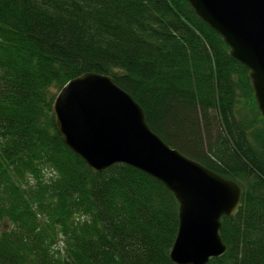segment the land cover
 <instances>
[{
	"label": "trees",
	"instance_id": "16d2710c",
	"mask_svg": "<svg viewBox=\"0 0 264 264\" xmlns=\"http://www.w3.org/2000/svg\"><path fill=\"white\" fill-rule=\"evenodd\" d=\"M85 72L243 187L206 264H264V118L248 68L186 0H0V264H175L173 193L126 163L94 173L55 128L57 92Z\"/></svg>",
	"mask_w": 264,
	"mask_h": 264
},
{
	"label": "water",
	"instance_id": "95a60500",
	"mask_svg": "<svg viewBox=\"0 0 264 264\" xmlns=\"http://www.w3.org/2000/svg\"><path fill=\"white\" fill-rule=\"evenodd\" d=\"M186 1L248 68L264 118V0ZM52 113L64 144L94 173L126 163L173 193L179 219L169 252L173 263L206 264L226 252L220 219L236 214L243 187L165 142L150 128L141 105L112 76L85 72L68 80L54 98Z\"/></svg>",
	"mask_w": 264,
	"mask_h": 264
}]
</instances>
